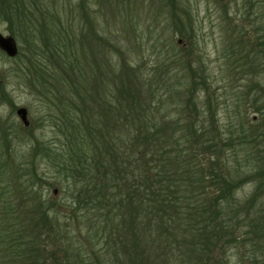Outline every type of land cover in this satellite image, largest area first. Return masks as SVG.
I'll return each instance as SVG.
<instances>
[{
    "label": "trees",
    "instance_id": "trees-1",
    "mask_svg": "<svg viewBox=\"0 0 264 264\" xmlns=\"http://www.w3.org/2000/svg\"><path fill=\"white\" fill-rule=\"evenodd\" d=\"M84 9L82 3L77 8ZM47 10L33 13L24 6L18 14L31 43L38 42L25 54V74L40 96L43 90L49 94L59 116L52 135L58 145L32 149L68 182L61 189L69 200L49 198L40 179L24 175L27 168L16 164L11 133L9 138L5 133L0 264H94L103 256L94 247L111 243L115 264H228L231 248L241 264H264V180H259L264 170L253 166L241 174L223 158L225 147L237 146L248 157L264 139V90L257 88L258 128L253 122L233 126L225 141L215 119L207 126L205 108L198 110L201 95L208 111L217 101L208 77L190 66L180 74L185 55L173 40L154 42L155 61L147 60L152 67L147 72L121 53L119 39L97 37L89 14H81L74 30L64 14ZM191 23L172 17L182 38ZM262 32L258 40L264 39ZM248 94L246 89L243 102ZM32 172L36 176V169ZM245 183H255L254 190L240 203L236 190ZM70 220L79 221L77 234L88 230L90 240L81 236L70 243L64 236L75 226Z\"/></svg>",
    "mask_w": 264,
    "mask_h": 264
},
{
    "label": "rangeland",
    "instance_id": "rangeland-1",
    "mask_svg": "<svg viewBox=\"0 0 264 264\" xmlns=\"http://www.w3.org/2000/svg\"><path fill=\"white\" fill-rule=\"evenodd\" d=\"M81 3L85 7L84 12L77 10ZM24 6L33 13L46 7L47 11L64 14L74 30H78L81 25V14H89L95 35L104 37L105 40L112 39L113 42L119 39L124 46L121 53L124 51L132 64L136 61L140 67L148 68L147 72L152 68L146 64L147 60L155 61V57L151 56L154 42L161 39L166 42L173 40L185 55L182 64H178L182 67L180 74L188 72L189 66L193 71L203 70L211 85L209 91L217 98V101L212 100L210 111L203 105L204 97L201 95L198 98V110L205 108L203 110L206 115L202 120L207 122V126H210L212 118L215 119L225 141L229 133L235 130L233 126L238 127L242 123L248 127L253 122L255 129L260 117L255 109L261 106L257 88L259 86L264 90V39L258 40L260 35H257L262 32L258 31L259 27H264V0H0V32L4 36L11 35L16 41L18 53L23 54L15 60L0 52V139L5 138V133L9 138L11 133L12 147L17 153L16 164L27 168L23 173L31 175L33 181L40 179L37 183L48 189L49 198L56 196L58 199L69 200L61 189L68 182L57 175L46 160L41 161V156L32 149L48 142L53 147L58 145L52 135L55 133L54 120L59 116L57 107L48 100L49 94L43 90V95L40 96L37 93L41 92L39 86L32 85L25 74L28 66L25 54L31 49H37L38 42L31 43L25 23L19 20L18 14ZM173 16L183 21L190 18L192 22L191 26L187 24L183 38L174 32ZM61 20L60 24L66 27L68 21L64 17ZM191 33L194 35L192 38L188 37ZM36 35L35 32L32 34L33 40ZM41 53L43 51L39 50L37 54ZM151 62L148 64L151 65ZM19 64L24 66L23 69ZM215 88H218L217 92ZM246 89L249 94L244 105ZM236 99L239 100L238 104H235ZM19 108L27 110V127L16 115ZM222 145L219 140V148ZM252 150L254 153L247 157L240 146L229 149L225 147L223 158L230 162L231 168L237 167L241 174L248 173V168L253 166L256 171L258 167L264 170V139L260 138ZM34 169L36 176H33ZM259 180H264V177L260 176ZM254 184L245 183L236 190L240 203L246 202L252 195ZM260 204L264 205V196ZM60 211L59 214L64 215V210ZM58 220L63 223L60 218ZM81 220L83 221L82 217ZM68 223L75 225L66 231L74 230L73 234H64L70 243L73 238L81 236H88L90 240L89 234H86L88 230L77 234L76 225L79 221L70 220ZM79 228L81 231V227ZM87 248L92 250L91 247ZM93 250L103 254L97 257L101 263L96 261L94 264L116 263L112 243L105 248L99 244ZM226 255L228 264H241L239 260L242 258L237 256L236 250L231 248Z\"/></svg>",
    "mask_w": 264,
    "mask_h": 264
},
{
    "label": "water",
    "instance_id": "water-1",
    "mask_svg": "<svg viewBox=\"0 0 264 264\" xmlns=\"http://www.w3.org/2000/svg\"><path fill=\"white\" fill-rule=\"evenodd\" d=\"M0 51L3 52L8 58H14L18 54V47L16 41L11 35L4 36L0 32ZM16 115L19 117L24 126H28L27 110L25 108H19L16 111Z\"/></svg>",
    "mask_w": 264,
    "mask_h": 264
}]
</instances>
